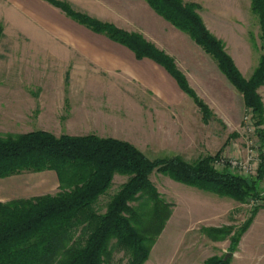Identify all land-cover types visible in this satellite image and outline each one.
<instances>
[{
	"label": "rangeland",
	"instance_id": "rangeland-1",
	"mask_svg": "<svg viewBox=\"0 0 264 264\" xmlns=\"http://www.w3.org/2000/svg\"><path fill=\"white\" fill-rule=\"evenodd\" d=\"M51 1L64 3L73 12L87 15L100 23L111 24L131 34H139L147 41H149L148 27L154 22L152 11L173 28L187 34L155 11L147 0H0V135L2 137L52 127L54 130L49 132L61 136L60 129L63 132L67 129L66 113L69 112L71 102L66 88L70 84H83L86 77L83 75L72 77L73 62H69L68 54L59 56L55 51L59 47L58 39L89 35H100L111 39L107 34L96 32L81 24ZM183 2L199 6L198 12L205 25L223 42L230 56L233 47L236 54H241L243 63L245 62L243 72L233 56L231 58L243 77L250 79L264 53L260 20L253 11L252 1L183 0ZM224 37L230 40L229 44ZM191 40L199 46L192 38ZM245 43L248 46H245ZM168 55L174 59L190 87L206 103L190 84L175 57ZM185 66L189 68L188 65ZM104 77L109 78L106 75ZM229 85L233 88L230 83ZM258 92L264 104V84ZM79 99L85 100L84 98L77 100ZM137 100H140L143 106L141 108L138 106V109L130 108L133 102H138ZM149 100L146 94L140 92V96H137L135 101L129 97L127 101L129 107H120L119 102V135L116 133L115 135L119 136L116 139L134 144L151 159L180 155L185 160L194 162L209 155H216L221 149L223 150L220 157L227 160L245 159L256 151L257 134L249 132L245 123V117L250 111L246 105L241 110L237 109L233 119L239 124L237 129L231 130L209 106L211 116L207 121H202L197 104L194 106L196 114L190 115L186 121L179 122V120H171L170 117L156 116L155 122L152 123L147 107ZM236 100L237 105L240 101ZM51 103L59 111H62L60 109L62 106L64 107L65 115L59 116L57 121H53L54 119L48 116L40 117L41 108ZM49 109L48 107L47 110ZM95 135L109 136L99 132ZM229 136L228 144L223 148ZM50 171L57 173L55 170ZM74 171L75 169L67 171V177ZM128 179L126 175L116 174L109 190L100 196L89 210L81 214L70 230L71 245H86V241L99 223L98 217L107 212L110 202ZM151 181L161 198L170 206L172 213L162 232L156 236L148 262L144 264H204L211 257L227 256L231 246V236L238 233L251 217L254 208L251 201L240 202L206 192L174 181L159 172L151 175ZM57 185L51 193L46 194H57L62 190L61 183L58 182ZM63 188L70 187L64 185ZM260 189L264 195V181L260 183ZM129 205L133 213L128 216L134 228L147 239L154 238L158 223L154 215V202L150 196L143 193ZM210 228H230L231 234L224 239L214 240L207 232ZM238 250L231 256L232 264L235 262L264 264V209L259 211L242 236ZM107 252L104 264H132V249L118 244L116 238L110 240Z\"/></svg>",
	"mask_w": 264,
	"mask_h": 264
},
{
	"label": "trees",
	"instance_id": "trees-1",
	"mask_svg": "<svg viewBox=\"0 0 264 264\" xmlns=\"http://www.w3.org/2000/svg\"><path fill=\"white\" fill-rule=\"evenodd\" d=\"M147 1L155 11L186 32L211 55L231 84L243 94L246 107L253 113L260 141L258 175L250 178L216 168L215 162L222 151L189 162L180 155L151 159L128 141L102 138L95 134L57 136L46 130H35L8 137L0 135V178L55 170L62 188L57 194L0 202V264H104L112 238L125 248L132 249V264H144L150 257L156 236L162 232L172 213L151 181L154 172L206 192L254 204L249 221L231 236L229 253L237 252L242 236L259 211L264 209V195L260 189L264 180V104L258 92L264 84V53L252 77L245 79L226 52L223 42L205 25L198 5L183 0ZM251 1L253 11L259 16L264 51V0ZM51 2L81 24L126 45L138 59L150 58L163 66L181 89L194 99L204 121L210 118L208 105L190 87L167 53L139 34H131L73 12L64 3ZM72 169L75 171L68 178L66 172ZM116 174L126 175L129 179L112 199L107 212L98 217L99 223L86 245H71L70 230L75 221L109 190ZM64 185L70 188L64 189ZM143 193L150 196L155 206L158 226L152 239L142 236L128 216L133 213L129 203ZM207 232L214 240L231 234L230 228H210ZM231 262L232 258L225 255L211 257L204 264Z\"/></svg>",
	"mask_w": 264,
	"mask_h": 264
},
{
	"label": "crops",
	"instance_id": "crops-1",
	"mask_svg": "<svg viewBox=\"0 0 264 264\" xmlns=\"http://www.w3.org/2000/svg\"><path fill=\"white\" fill-rule=\"evenodd\" d=\"M151 14L154 22L148 27L147 39L175 57L190 84L205 99L215 115L229 129H237L239 123L233 118L238 108L241 110L245 107L243 94L231 84L217 61L201 47L199 48L189 35L173 28L153 11ZM218 36L223 37V35ZM225 39L229 44L230 40L227 37ZM58 40L59 47L55 51L59 56L68 54L69 62H73L72 77L77 75L86 77L83 84H70L66 88L71 102L69 112L66 113L67 129L65 132L60 129V134L85 136L99 132L109 134V136H100L102 138H119V102L120 107H129L127 103L129 97L135 101L137 96H140V92L150 99L147 107L152 123L155 122L156 116L170 117L171 120L182 122L190 115L196 114L195 101L181 89L176 79L154 60L138 59L130 48L105 36L62 37ZM244 45L246 46L247 43ZM230 54L243 72L245 62L243 63L241 54H236L234 47ZM105 75L109 78L104 77ZM78 98L85 100H77ZM95 98L98 99L94 100ZM236 99L240 101L238 106ZM137 101L133 102L130 108L138 109L143 106L140 100ZM60 109L62 111L52 103L45 105L41 108L40 117L48 116L54 119L53 121H57L59 116L65 115L64 107ZM200 113L203 121L201 110ZM44 130L53 131L54 128ZM230 136L223 148H226ZM58 182L60 183L57 173L50 170L0 178V202L51 193L58 186ZM235 264L240 263L235 262Z\"/></svg>",
	"mask_w": 264,
	"mask_h": 264
},
{
	"label": "built area",
	"instance_id": "built-area-1",
	"mask_svg": "<svg viewBox=\"0 0 264 264\" xmlns=\"http://www.w3.org/2000/svg\"><path fill=\"white\" fill-rule=\"evenodd\" d=\"M245 123H246V127L249 132H252L254 134L257 132V126L255 124V120H254L253 113L251 110L245 117ZM259 149H260V141L258 139V146L255 149L256 151H253V153H251V155H248L247 158L227 160L224 157H220L215 162V167L218 169H228L229 171L233 173H236V174H239L245 177L254 178L258 175V170H259V166L261 163Z\"/></svg>",
	"mask_w": 264,
	"mask_h": 264
},
{
	"label": "water",
	"instance_id": "water-1",
	"mask_svg": "<svg viewBox=\"0 0 264 264\" xmlns=\"http://www.w3.org/2000/svg\"><path fill=\"white\" fill-rule=\"evenodd\" d=\"M232 255H234V253H228L227 256H226V258H229V257H231Z\"/></svg>",
	"mask_w": 264,
	"mask_h": 264
}]
</instances>
